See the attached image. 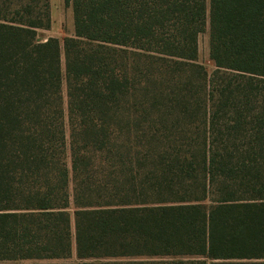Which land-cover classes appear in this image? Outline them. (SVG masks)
I'll use <instances>...</instances> for the list:
<instances>
[{"label":"trees","instance_id":"16d2710c","mask_svg":"<svg viewBox=\"0 0 264 264\" xmlns=\"http://www.w3.org/2000/svg\"><path fill=\"white\" fill-rule=\"evenodd\" d=\"M63 3L0 0V264H264V0Z\"/></svg>","mask_w":264,"mask_h":264},{"label":"rangeland","instance_id":"374dc122","mask_svg":"<svg viewBox=\"0 0 264 264\" xmlns=\"http://www.w3.org/2000/svg\"><path fill=\"white\" fill-rule=\"evenodd\" d=\"M50 5V25L46 29L38 31V37L43 38L48 35L56 36L58 39L65 34L73 32L72 15L70 6H65L63 0H49ZM197 60L205 65L208 71L214 68V65L208 54V26L205 24L204 29L197 35ZM60 66L63 71V54L60 52ZM62 91L64 97V83L62 82ZM65 138H67V128H65ZM66 161L69 162L68 149L66 152ZM71 205V204H70ZM71 209V208H70ZM74 258L73 254L70 259ZM246 264H254L247 262Z\"/></svg>","mask_w":264,"mask_h":264}]
</instances>
